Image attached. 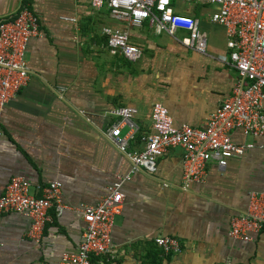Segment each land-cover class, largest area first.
<instances>
[{
  "label": "crops",
  "instance_id": "obj_1",
  "mask_svg": "<svg viewBox=\"0 0 264 264\" xmlns=\"http://www.w3.org/2000/svg\"><path fill=\"white\" fill-rule=\"evenodd\" d=\"M28 5L38 16L40 34L30 39L28 84L5 107L0 135V195L13 175L31 183V191L62 182L68 206L44 229L41 242L27 236L31 219L9 212L0 215V264H61L77 249L85 222L82 204H97L117 176L124 205L116 217L111 252L93 264H264V228L254 240L230 235L231 220L247 216L251 194L264 187V148L260 139L244 136L238 143L257 146L230 158L221 168L212 160L202 182L183 185L181 147L159 157L155 173L139 170L106 136L122 106L137 108L129 151H139L152 130V107L162 102L177 126L201 127L232 92L238 76L229 62L226 28L211 21L215 6L199 0H174L175 8L200 21L207 36L199 52L176 36L158 32L145 21L130 26L115 18L107 5L92 0H0V19ZM64 17L75 18V21ZM105 26L129 32L142 49L136 61L108 48ZM55 213V212H53ZM162 235L176 237L178 253L166 254L155 243Z\"/></svg>",
  "mask_w": 264,
  "mask_h": 264
},
{
  "label": "built area",
  "instance_id": "obj_2",
  "mask_svg": "<svg viewBox=\"0 0 264 264\" xmlns=\"http://www.w3.org/2000/svg\"><path fill=\"white\" fill-rule=\"evenodd\" d=\"M178 1L188 3L191 0ZM199 1L215 6L211 21L226 28L230 49L228 63L238 72L232 94L201 127L177 126L169 109L162 102H155L151 112L152 130L143 138L145 145L139 151H129V140L133 135L123 133L126 126L136 127L137 108L122 106L115 109L113 113L120 119L106 131L109 141L130 157L132 174L139 170L155 173L159 157L170 148H183L185 188L193 182L204 181L212 160L224 168L230 158L257 146L254 142H236L233 138L235 131L260 139L258 145L264 148V0ZM173 3L174 0H92L94 8L107 5L115 18L130 26L139 27L148 21L158 32L166 31L172 36H176L180 29L186 30L188 35L179 39L199 52H206L207 36L200 21L179 12ZM64 18L75 21L72 17ZM103 32L112 53L133 61L142 55V49L131 42L127 30L105 26ZM39 34V18L26 4L14 16L0 19V135L6 105L28 84V43ZM130 178V174L117 176L100 202L79 206L85 222L83 239L75 251L62 256L61 264H93L94 257L111 252L115 220L124 205L122 184ZM62 186L61 181H52L41 187V194L37 196L32 193L27 178L13 175L0 195V215L14 212L27 216L31 219L27 236L41 242L45 226L53 220V214L60 215L68 209L62 199ZM263 228L264 187L251 194L247 216L234 217L229 232L235 239L252 241ZM155 243L166 254L181 251L180 241L170 235L156 237ZM39 264L49 263L43 261Z\"/></svg>",
  "mask_w": 264,
  "mask_h": 264
}]
</instances>
